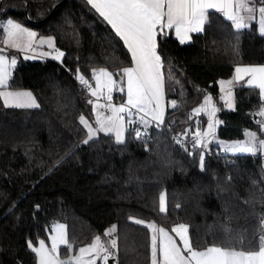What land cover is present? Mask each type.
<instances>
[{"label":"trees","instance_id":"trees-1","mask_svg":"<svg viewBox=\"0 0 264 264\" xmlns=\"http://www.w3.org/2000/svg\"><path fill=\"white\" fill-rule=\"evenodd\" d=\"M6 15L52 35L64 55L59 61L16 55L9 88L28 89L39 107L5 108L0 101V264H35L28 242L46 239L54 221L65 225L73 247L117 225L112 264H149L148 230L129 217L165 228L187 224L196 248L227 243L229 228L233 242L243 237V249L253 250L264 214L261 158L227 155L211 144L201 171V149L190 156L173 137L188 129L190 141L203 116L188 117L205 94L220 109L218 139L239 140L244 130L261 134L253 119L261 105L258 91L236 84L234 108L225 110L217 86L237 64H264V36L254 25L237 30L212 11L189 42L158 36L163 72L172 78L165 85V123L148 128L147 144L134 132H126L122 145L104 133L85 144L79 117L92 123L93 111L88 90L77 87L76 71L89 82L94 68L121 78L131 60L127 49L86 0H0V18ZM113 96L122 103L121 92ZM172 100L177 107L168 104ZM161 192L165 213L158 209ZM59 250L67 253L65 245Z\"/></svg>","mask_w":264,"mask_h":264},{"label":"snow or ice","instance_id":"snow-or-ice-1","mask_svg":"<svg viewBox=\"0 0 264 264\" xmlns=\"http://www.w3.org/2000/svg\"><path fill=\"white\" fill-rule=\"evenodd\" d=\"M257 3L261 4L258 8ZM87 4L123 42L131 56V65L120 69L121 82L113 79L114 74L105 68L93 70L94 86L77 69L76 79L82 86L88 88L89 95L95 97L96 101L101 97L107 100L106 104L88 101L96 116L95 125L89 123L83 115L80 116V123L87 130V138L83 140L85 144L100 132L106 136H113L117 145L126 142V132H134L137 140H144L147 144L145 140L147 129L152 125L160 128L165 123V85L172 78L170 74L166 77L163 72V61L157 52V37L165 35L167 30H174L180 43L184 44L190 41V34L204 30L212 11L221 13L237 30L247 27V21L252 20L254 14L258 12L260 32L264 35V0H87ZM0 28L5 34L2 43L7 48L27 53L35 52L34 44L47 43L55 55H52V52H44L41 55H51L52 59L56 60L64 55L53 47L52 38L47 40L41 38L37 41L35 32L11 19L5 24H0ZM3 53L4 48H0V101L3 107L38 108L39 104L31 92L8 90L11 70L15 68L17 61ZM24 58L33 57L25 55ZM234 73L233 79L220 81L221 91H225L226 84L233 85L234 82L245 81L242 87L247 86L258 91L262 105L259 115L264 116V66H237ZM125 89L127 99L119 106L114 105L113 91L118 90L123 94ZM232 95L233 92L229 88L226 96ZM212 101L211 96H204V102L194 108L188 117L191 120L193 116L203 113L208 118L207 128L196 131L191 139V147L201 149V171L204 170L205 150L211 143L216 142L215 129L220 123L216 119L218 109ZM225 103L229 108L232 107L230 100L226 99ZM168 104L173 108L177 107L175 100L169 101ZM98 109H107L110 115L104 116ZM259 124L260 131L264 132V121H260ZM134 125L136 126L133 127ZM188 135V129H185L181 134L174 136L173 140L191 156L193 152L185 142ZM245 136L247 139L242 141L219 143L222 150L228 153L264 155V138H258L257 133L253 131L246 132ZM176 207L179 208L180 205L177 204ZM159 211L161 213L167 211L164 192L159 195ZM129 219L137 225L146 227L151 233L150 264H264V214L260 217L258 243L249 251L243 249V237L233 242L229 228H225L228 235L227 243L212 244L200 249L193 246L187 224L179 223L171 229L179 238L178 244L173 236L155 223L133 217ZM53 231L55 235L50 238V249L45 246L43 240L39 241L38 247L33 242H28V248L35 257V264H96L97 260L102 264H108L110 259H116L117 225L105 230L103 238L100 235L95 236L89 244L80 247L78 253L69 254L66 258H61L59 245H65L68 253L73 252V245L67 238L65 227L57 225ZM237 244L240 247H237Z\"/></svg>","mask_w":264,"mask_h":264},{"label":"crops","instance_id":"crops-1","mask_svg":"<svg viewBox=\"0 0 264 264\" xmlns=\"http://www.w3.org/2000/svg\"><path fill=\"white\" fill-rule=\"evenodd\" d=\"M87 1V0H86ZM257 8L258 7H260L261 6V4H259V3H257ZM221 14V13H220ZM222 15V14H221ZM223 16V15H222ZM224 17V16H223ZM9 19H11V20H13L14 22H18V23H20L22 26H24V27H26L27 29H29V28H31V27H29L27 24H25L22 20H20V19H14V18H12V17H10V16H8V15H6V16H1V18H0V24H5ZM259 19H260V17H259V13L257 12L256 14H254V17H253V19L252 20H249V21H247V27H245V28H248V27H250L251 25H254V27H255V29H256V31L259 33V34H261V32H260V24H259ZM230 22V21H229ZM231 23V22H230ZM232 25V24H231ZM245 28H242V29H245ZM32 29V28H31ZM30 30V29H29ZM30 31H33V32H35V30L34 29H32V30H30ZM113 31V30H112ZM36 33V32H35ZM170 34L173 38H175L178 42H180L179 41V39L176 37V35H175V32H174V30H167L166 31V34ZM37 34V33H36ZM191 35V34H190ZM262 35V34H261ZM264 36V35H263ZM5 38V34L3 33V29L2 28H0V48H4V55H6L7 57L9 56V58H10V56H14V58L15 59H17V56H20L21 58H23V59H25L24 57H25V55H28V56H31V57H33V58H31V59H52V56L50 55V56H43V55H41V53H44V52H50V51H52V49L51 48H49V46H48V44L47 43H45V44H43V45H37V44H34L33 45V47L35 48V52H27V53H24V52H20V51H18V50H15V49H10V48H7V46H5L3 43H2V41H3V39ZM41 38H43V39H45V40H47L48 38H52V41H53V47H54V38H53V36L52 35H49V34H47V35H45V34H37V37H36V39H37V41H39ZM123 43V42H122ZM55 48V47H54ZM17 55V56H16ZM52 55H55V52H52ZM130 55V54H129ZM31 59H27V60H31ZM61 59V58H60ZM59 59V60H60ZM130 59H131V56H130ZM52 60H54V59H52ZM59 60H54V61H59ZM131 65V60H130V64L128 65V66H130ZM251 64H249V63H243V64H237V65H235L234 67H233V70H232V73L228 76V77H226V78H222V79H219L218 81H217V86H218V90H219V94H220V87H221V85H220V81H224L225 79H233V77H234V70H235V68L237 67V66H240V67H246V66H250ZM247 78H245V80H246ZM244 82L245 81H240L239 83H235L234 82V84L233 85H229L227 88L229 89V88H231V90H232V88H233V86H235L236 84H244ZM125 83H126V81H125ZM8 90L9 91H27V92H30L28 89H24V88H16V89H10V88H8ZM114 93H115V91H114ZM125 93H126V90H125ZM125 93H123L122 94V97L121 98H118V100H121L122 102H124L125 100H126V96H125ZM116 98V97H115ZM2 102V101H1ZM165 103V102H164ZM113 104L114 105H116V106H119L121 103L119 102V103H115V102H113ZM262 105H260L257 109H256V112L254 113V115L257 117V120L255 121L256 123H257V126H258V128H259V130H260V124H259V122L260 121H264V116H261V115H259V111H260V107H261ZM99 111H100V109H99ZM101 112V111H100ZM102 113V112H101ZM104 116H107V115H109L110 113L109 112H107V113H102ZM198 116H203V115H198ZM198 116H195V117H198ZM205 120H204V118H203V120L201 121V124L199 125V128H197L196 129V131H199L200 129L203 131V129L205 128ZM91 124H95V123H91ZM148 130V129H147ZM195 131V132H196ZM248 131H253V130H244L243 131V137L241 138V139H239V140H235V141H242V140H245V139H247V137L245 136V133L246 132H248ZM194 132V133H195ZM253 132H255V131H253ZM101 133V132H100ZM193 133V134H194ZM257 136H258V138H264V132H261V134H258L257 133ZM191 139H192V136H191V138H190V141H191ZM235 141H231V142H235ZM211 145V144H210ZM209 145V146H210ZM208 146V147H209ZM258 156L261 158V165H262V168H263V171H264V155H260V154H258ZM160 195V194H159ZM158 209H159V198H158ZM145 222H152V223H155V222H153L152 220H147V221H145ZM156 224V223H155ZM179 223H173V224H171L169 227H162V226H160V225H157L158 227H162V228H164L165 229V231H167L171 236H173V238L174 239H176V241H177V243L179 244V238L176 236V234L175 233H173V232H171V229L173 228V227H175L176 225H178ZM148 230V229H147ZM150 235H151V233L149 232V230H148V239H149V243H150ZM92 241V240H91ZM90 241V242H91ZM89 242V243H90ZM63 246V245H62ZM80 246V245H79ZM79 246H76V247H73V252H72V254L74 253V251L79 247ZM208 246H211V245H208ZM208 246H205V247H203V248H206V247H208ZM60 247V246H59ZM203 248H200V249H203ZM69 253L67 252V253H65V255L64 256H62V257H64V258H66V256L68 255ZM149 257H150V250H149ZM96 264H102V262H100V263H98V260H97V263ZM149 264H150V258H149Z\"/></svg>","mask_w":264,"mask_h":264},{"label":"rangeland","instance_id":"rangeland-1","mask_svg":"<svg viewBox=\"0 0 264 264\" xmlns=\"http://www.w3.org/2000/svg\"><path fill=\"white\" fill-rule=\"evenodd\" d=\"M30 30H32L31 28H29ZM57 51H60V50H58V49H56ZM61 52V51H60ZM9 57V56H8ZM14 56H10V58H13ZM54 60H56V59H54ZM250 66H264V64H251ZM100 68H94V69H92V71H91V80H90V82H93V86L95 85V81L92 79V73H93V70H99ZM113 79H115V80H117L118 82H121V78H115L114 76H113ZM228 80H230V79H225L224 81H228ZM229 85H225L224 86V88H225V91H221L220 90V94H219V96H218V100H220L221 101V103H222V105H223V108L225 109V110H231V109H233L234 108V96L232 95L231 97H227L226 96V91L228 90V87ZM220 89H221V87H220ZM126 90V89H125ZM115 91V93L118 91V90H114ZM114 91H113V93H112V95H114ZM88 92V91H87ZM88 94H89V92H88ZM206 95H208V94H205L204 96H206ZM90 96V95H89ZM125 96H126V93H125ZM209 96V95H208ZM90 98H91V100H93L94 102H97V103H100L99 101H96V99H95V97H92V96H90ZM126 99H127V97H126ZM230 100L231 101V103H232V107L231 108H229L228 107V105L225 103V100ZM113 101H114V96H113ZM112 101V102H113ZM169 102V101H168ZM204 102V97H203V99H202V101L198 104V105H196V106H194L193 108H192V110L194 109V108H197V107H199L200 106V104H202ZM215 105H216V103L214 102V101H212ZM216 107H217V109H218V111H217V113H216V119H218L219 121H220V123H221V119H220V117H219V115H218V112L220 111V109H219V107L216 105ZM98 111H99V109H98ZM100 112V111H99ZM192 112V111H191ZM255 112H256V110H255ZM110 115V114H109ZM201 115H203V118H204V120H205V128L203 129V130H205L206 128H207V124H208V118H207V116L205 115V114H203V113H201ZM95 119H96V116H95V114L93 113V117H92V122L93 123H95ZM79 120H80V117H79ZM89 121V120H88ZM89 123H90V121H89ZM219 123V124H220ZM218 124V125H219ZM95 125V124H94ZM217 125V126H218ZM217 126H216V129H217ZM216 129H215V134H216ZM87 131V130H86ZM199 131H202L201 129L199 130ZM102 133V132H101ZM113 137V136H112ZM113 140H114V137H113ZM215 140H216V142H214V143H211V144H217V145H219V149L221 150V152L222 153H224V154H227V155H234V154H232V153H228V152H225V151H223L222 150V148H221V144L219 143V142H223L224 144H230V143H232L231 142V140L230 141H228V140H220V139H218L217 137H216V135H215ZM115 141V140H114ZM57 225H64L62 222H60V221H54V222H52L51 224H50V226H49V228H48V230H47V238L46 239H38V241L34 244L35 246H39V241H41V240H43L44 241V243H45V246L47 247V248H51V237L52 236H54L55 235V232L53 231V229L57 226ZM65 226V225H64ZM111 226H109L108 228H106V230L107 229H109ZM102 238H103V236H101ZM95 238V237H94ZM93 238V239H94ZM87 244H89V243H86V244H83V245H80L75 251H74V253L73 254H76V253H78V250H79V248L80 247H82V246H86ZM59 246H62V245H59ZM68 252V251H67ZM69 254H72V253H69ZM68 254V255H69ZM61 258H64V257H62L61 256ZM101 261L100 260H98V263H100ZM97 263V262H96Z\"/></svg>","mask_w":264,"mask_h":264},{"label":"built area","instance_id":"built-area-1","mask_svg":"<svg viewBox=\"0 0 264 264\" xmlns=\"http://www.w3.org/2000/svg\"><path fill=\"white\" fill-rule=\"evenodd\" d=\"M50 52H52V51H50ZM77 87H79V88L82 89L83 91H87V90H88V88L85 87V86H82L80 82L77 83ZM100 101H101L102 104H106V103H107V100H105L103 97H101ZM106 111H107V109H102V112H103V113L106 112ZM176 136H177V135H176ZM185 142H186V144L188 145V147H189L190 150H195V149H193V148L191 147V142H190V141H188L187 139H185ZM206 153H207V152H206ZM207 154H208V153H207Z\"/></svg>","mask_w":264,"mask_h":264},{"label":"water","instance_id":"water-1","mask_svg":"<svg viewBox=\"0 0 264 264\" xmlns=\"http://www.w3.org/2000/svg\"><path fill=\"white\" fill-rule=\"evenodd\" d=\"M90 83L93 84V82H90ZM253 119H254V121H256V120H257V117L254 115V116H253ZM112 262H113V260L110 259V260L108 261V264H112Z\"/></svg>","mask_w":264,"mask_h":264}]
</instances>
